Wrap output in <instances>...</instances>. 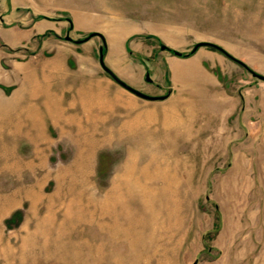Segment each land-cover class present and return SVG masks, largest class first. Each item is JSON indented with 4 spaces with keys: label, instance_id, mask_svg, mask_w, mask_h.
Here are the masks:
<instances>
[{
    "label": "rangeland",
    "instance_id": "1",
    "mask_svg": "<svg viewBox=\"0 0 264 264\" xmlns=\"http://www.w3.org/2000/svg\"><path fill=\"white\" fill-rule=\"evenodd\" d=\"M253 73L264 0H0V264H264Z\"/></svg>",
    "mask_w": 264,
    "mask_h": 264
},
{
    "label": "water",
    "instance_id": "2",
    "mask_svg": "<svg viewBox=\"0 0 264 264\" xmlns=\"http://www.w3.org/2000/svg\"><path fill=\"white\" fill-rule=\"evenodd\" d=\"M92 36H90L89 38H87L85 41H87L88 39H90ZM208 46H215V45H212V44H209V43H200V44H197V46H195V48L193 49V53L197 52V50H199V48H202V47H208ZM166 47H162V50H165ZM176 56H181L180 53L178 52H175L174 53ZM101 65L102 67L104 68V70L109 73L116 82H118L123 88H125L126 90H128L129 92H131L132 94L138 96L139 98L141 99H144V100H148V101H155V100H158L160 98H153V97H150L146 94H143L133 88H131L130 86L126 85L125 83H123L122 81H120L118 78H116L112 72L110 70H108L105 65H104V62H103V57L101 56ZM253 76L258 78L259 80L261 81H264V77L263 76H260V75H257L255 73H253ZM147 80L150 81V78H149V75H147Z\"/></svg>",
    "mask_w": 264,
    "mask_h": 264
},
{
    "label": "trees",
    "instance_id": "3",
    "mask_svg": "<svg viewBox=\"0 0 264 264\" xmlns=\"http://www.w3.org/2000/svg\"><path fill=\"white\" fill-rule=\"evenodd\" d=\"M208 47L223 52V50L221 48L217 47V46H208Z\"/></svg>",
    "mask_w": 264,
    "mask_h": 264
}]
</instances>
